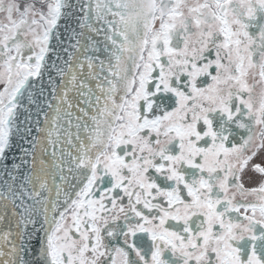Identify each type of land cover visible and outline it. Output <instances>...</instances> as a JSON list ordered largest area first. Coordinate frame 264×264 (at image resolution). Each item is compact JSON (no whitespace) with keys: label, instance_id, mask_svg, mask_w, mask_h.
<instances>
[{"label":"flooded vegetation","instance_id":"flooded-vegetation-1","mask_svg":"<svg viewBox=\"0 0 264 264\" xmlns=\"http://www.w3.org/2000/svg\"><path fill=\"white\" fill-rule=\"evenodd\" d=\"M58 12V0H0V152ZM51 253L264 264V0H155L134 86Z\"/></svg>","mask_w":264,"mask_h":264},{"label":"water","instance_id":"water-1","mask_svg":"<svg viewBox=\"0 0 264 264\" xmlns=\"http://www.w3.org/2000/svg\"><path fill=\"white\" fill-rule=\"evenodd\" d=\"M0 152V264H56L52 231L93 173L132 90L155 0H58Z\"/></svg>","mask_w":264,"mask_h":264}]
</instances>
